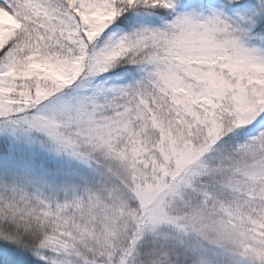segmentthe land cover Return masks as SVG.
Here are the masks:
<instances>
[{"label": "snow or ice", "instance_id": "snow-or-ice-1", "mask_svg": "<svg viewBox=\"0 0 264 264\" xmlns=\"http://www.w3.org/2000/svg\"><path fill=\"white\" fill-rule=\"evenodd\" d=\"M0 264H264V0H0Z\"/></svg>", "mask_w": 264, "mask_h": 264}]
</instances>
